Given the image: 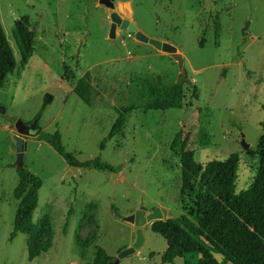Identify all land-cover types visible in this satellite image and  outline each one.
Here are the masks:
<instances>
[{
  "label": "rangeland",
  "instance_id": "rangeland-1",
  "mask_svg": "<svg viewBox=\"0 0 264 264\" xmlns=\"http://www.w3.org/2000/svg\"><path fill=\"white\" fill-rule=\"evenodd\" d=\"M113 4L144 34L174 45L186 77L171 55L118 25L111 33L109 10L98 0H0V21L17 64L0 88L6 110L0 114V264H83L97 247L115 258L135 239L136 227L123 217L140 206L146 214L159 208L163 220L186 215L193 221L196 190L180 196L179 148L170 147L178 131L202 167L238 156L236 192L252 183L258 158L247 151L255 150L264 121V0ZM23 16L32 49L21 65L13 28ZM86 72L90 104L73 91ZM174 87L180 91V108L144 111L151 89ZM118 107L129 108L123 128L100 148ZM18 119L35 123L39 132L59 131L65 150L77 160L99 157L117 170L69 167L40 136L19 133ZM15 136L25 143L21 168L41 179L32 220L45 216L50 227L42 239L49 248L31 260L26 234L10 240L17 204L13 189L21 169ZM150 225L141 227L143 243L120 264H195V253L162 263L166 241Z\"/></svg>",
  "mask_w": 264,
  "mask_h": 264
},
{
  "label": "trees",
  "instance_id": "trees-1",
  "mask_svg": "<svg viewBox=\"0 0 264 264\" xmlns=\"http://www.w3.org/2000/svg\"><path fill=\"white\" fill-rule=\"evenodd\" d=\"M13 35L20 52V64L24 65L32 49V34L26 16L14 22ZM16 65L13 49L0 21V88L4 86L7 76L15 71ZM192 87L194 94L195 86ZM151 90L154 92L151 94L152 101L146 102L144 111L181 107L178 87L172 90ZM73 91L86 104H90L91 85L88 72L77 81ZM45 106L46 102H43L41 109ZM262 109L264 110V103ZM128 110L126 107L116 109L117 117L107 137L100 142V148L104 147L106 139L121 132ZM34 122L37 123V118ZM260 126L261 135L255 150L247 151L250 155H257L255 175L249 187L239 192L235 191L239 161L236 154L223 160H211L202 167L194 160L192 151L186 149L187 137L182 139L181 131L175 134L170 147L172 150L177 146L179 148V194L185 197L192 189L196 190L194 220L181 215L151 223L150 229L166 241V249L161 256L162 263H173L176 257L195 253L199 255L195 264H264V121L260 122ZM39 136L64 158L69 167L94 166L109 171L117 170L102 162L99 157L86 161L77 160L72 153L65 150L59 131H40ZM18 174L19 180L13 189L17 204L10 240L19 232L26 234L27 256L31 260L49 248V244H43L42 239L45 232L50 231V227L45 216L36 223L32 220L41 179L24 169L19 170ZM71 213L72 209L69 208L64 231ZM215 254L220 255V259ZM113 260L104 249L97 247L92 259L83 264H110Z\"/></svg>",
  "mask_w": 264,
  "mask_h": 264
},
{
  "label": "water",
  "instance_id": "water-1",
  "mask_svg": "<svg viewBox=\"0 0 264 264\" xmlns=\"http://www.w3.org/2000/svg\"><path fill=\"white\" fill-rule=\"evenodd\" d=\"M114 0H98V3L103 4L106 6L109 10V18L111 21V33L113 31V28L115 25H118L120 28L126 29L128 32L132 33L134 35V38L140 42L148 43L151 46H153L155 49L162 51L164 53H167L171 55L178 63V67L181 72L182 78L186 77V71L183 67V57L181 54H179L176 50V47L172 45L171 43L161 41L159 39L149 37L146 34H144L141 30L138 29L137 25L128 20L127 18L121 17L115 10H114ZM248 26V22L244 26L246 28ZM242 29V31L244 30ZM0 114H6V110L3 106L0 105ZM9 119H13L11 116H9ZM15 127L19 133L22 134H31L35 136H39V127L37 128V125L35 123L31 125H25L20 119L16 120ZM39 132V133H38ZM16 140V148H17V156H16V165L18 168H21L22 163V157H23V149H24V142L22 141V138L19 136H15ZM242 144L245 148L248 147V145L242 141ZM22 169V168H21ZM20 169V170H21ZM145 207L140 206L138 210H136L133 214H130L128 216H124L123 219L125 221H128L132 223L136 229H135V239L131 246L124 248L122 251H120L117 256L114 258V260L110 264H119L120 260L124 258L125 256L133 253L135 249L139 248L141 244L143 243V233H142V226L146 223H152L155 220H161L162 219V213L159 208H154L150 213L145 212ZM114 214L117 217H122L121 214H119L117 211H114Z\"/></svg>",
  "mask_w": 264,
  "mask_h": 264
}]
</instances>
